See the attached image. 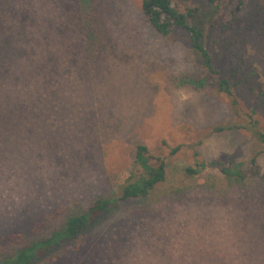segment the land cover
Here are the masks:
<instances>
[{
  "label": "rangeland",
  "instance_id": "374dc122",
  "mask_svg": "<svg viewBox=\"0 0 264 264\" xmlns=\"http://www.w3.org/2000/svg\"><path fill=\"white\" fill-rule=\"evenodd\" d=\"M174 1L197 21L216 11L205 42L214 66L234 85L236 104L213 84L216 76L194 51L189 32H156L142 0H102L113 48L100 61L82 56L62 66L69 68L54 94L39 98L31 140L0 136V260L38 235L43 215L81 212L100 196H120L136 148L145 145L173 172L208 165L195 178V192L173 208L181 261L264 264V152L257 139L264 132V0ZM199 77L209 78L206 87L180 82ZM219 161L241 164L246 178H225L210 167ZM141 202L121 205L95 230Z\"/></svg>",
  "mask_w": 264,
  "mask_h": 264
},
{
  "label": "trees",
  "instance_id": "16d2710c",
  "mask_svg": "<svg viewBox=\"0 0 264 264\" xmlns=\"http://www.w3.org/2000/svg\"><path fill=\"white\" fill-rule=\"evenodd\" d=\"M101 1L0 0V136L31 140L39 98L43 93L54 94L69 68L62 66H72L82 56L100 61L113 48ZM215 1L208 0V5ZM49 2L55 4L46 5ZM141 10L163 36L177 29L189 32L194 51L216 76L213 84L236 104L234 85L214 66L205 42V29L216 11L208 9L202 14L206 18L197 21L174 0H142ZM40 16L43 20L37 21ZM180 82L200 89L208 85L209 78H182ZM257 139L264 152V132L258 131ZM178 150L173 149L172 154ZM256 163L257 155L250 161V170H256ZM210 167L230 180L247 176L243 166L234 162H212ZM207 168L201 163L173 172L165 157L138 145L133 172L120 196H100L81 212L68 208L43 215L38 235L2 258L0 264H184V255L176 253L173 242L178 230L173 208L195 192V178ZM214 187L205 189L216 194ZM138 201H142L138 208L105 229L95 230L104 216Z\"/></svg>",
  "mask_w": 264,
  "mask_h": 264
}]
</instances>
